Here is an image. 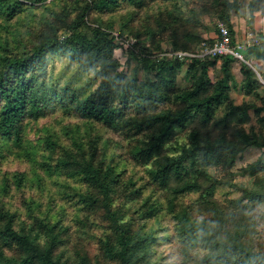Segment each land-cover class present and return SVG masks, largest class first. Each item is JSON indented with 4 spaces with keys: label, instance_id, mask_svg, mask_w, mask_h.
I'll list each match as a JSON object with an SVG mask.
<instances>
[{
    "label": "trees",
    "instance_id": "1",
    "mask_svg": "<svg viewBox=\"0 0 264 264\" xmlns=\"http://www.w3.org/2000/svg\"><path fill=\"white\" fill-rule=\"evenodd\" d=\"M241 7L0 0V264H168L158 246L170 235L197 264H264V213L253 212L264 203V160L244 168L251 186L234 171L242 152L264 147L263 83L242 63L253 98L236 103L234 58L164 54L211 42L218 28L208 15L234 36L231 15ZM248 9L252 24L264 0H249ZM124 39L126 64L115 54ZM56 57L76 65L81 80L55 75ZM218 61L221 75L213 77ZM55 116L60 126L43 127L36 142L25 138L31 123ZM179 129L187 139L171 152L166 144ZM12 158L27 168L3 170ZM51 182L48 206L31 196L23 209L8 199ZM219 186L238 195L220 199Z\"/></svg>",
    "mask_w": 264,
    "mask_h": 264
},
{
    "label": "rangeland",
    "instance_id": "2",
    "mask_svg": "<svg viewBox=\"0 0 264 264\" xmlns=\"http://www.w3.org/2000/svg\"><path fill=\"white\" fill-rule=\"evenodd\" d=\"M188 1H196V2H202V1H208V0H188ZM210 1V0H209ZM248 2L249 0H241V13L244 15H248L249 13V9H248ZM205 18L209 21L210 24H212L213 26L216 25L217 27V23L221 20H219L218 18H216L215 15H208L205 16ZM31 25H33V23H31ZM35 27V26H34ZM33 26L29 27V29H34ZM27 35V34H26ZM30 39V38H29ZM28 43H30V41H27ZM121 42L123 43V46L118 48L115 52L116 56L122 61L123 64L127 63V59L129 58V53L127 51V47L129 45V40H121ZM238 61V60H237ZM54 74L57 76L60 75H64V78H70V77H74L76 76L77 79H79V81L81 80V76L80 75H76L77 73V66L74 64H70L68 62L67 59L65 58H59L56 57L54 60ZM185 69V68H184ZM182 75V73H181ZM179 81L181 83L180 77H179ZM58 116L55 117H48V118H44L41 119L38 122H33L31 123L25 132V138L28 139L30 142H36L37 139L42 135V129L43 127L49 125V124H56L58 126H60V120L58 119ZM68 121L63 122L67 123ZM187 134H188V130L187 129H179L175 132V135L173 137V139L169 142H167L166 146L167 149L169 151H174V148L177 147V145H179L182 142H185L187 139ZM31 144V143H30ZM259 158H262V160H264V148L262 147H250L247 150H245L244 152H242L241 156L238 157L237 159V163L236 166L234 168V171L236 172V180L241 182L242 184L245 185H249L251 186L252 183V176H250L249 174L244 172V168L253 162H256ZM27 163L24 161H21L17 158H12L11 160H9L8 162H6L3 165V170L6 171H23L27 168ZM212 173H219L220 171L213 168ZM220 174V173H219ZM47 189L45 191L40 190V187L38 188H31V187H27L23 190H20L19 192H17L15 195H13L12 197H9V201L14 202L16 205L18 206H22L24 209V202L26 200V198L28 197H34L35 199L38 200H43L45 204H47V206L49 204H53L51 202V199L49 198V195L52 192H56V187L51 183H49V185L46 187ZM195 195H197V193H194ZM57 195V193H56ZM238 193L233 191L231 188L229 187H225V186H219L216 190V196L220 199H223L225 197H230V196H237ZM58 197V195H57ZM122 200H118L117 203L121 202ZM71 211V208H68V212ZM253 212L256 215H259L260 213H264V203H260V204H256L253 207ZM168 224V227H172V223L165 221ZM260 237L261 239H264V219H262V222L260 223ZM169 233H171V231H169ZM71 244L66 243L64 245V248H71ZM91 250V253H95L97 251V246L95 242H91L90 243V249L89 252ZM158 251H159V256L163 259V261L165 263L168 264H197L196 260H194L193 258H185L182 254H180V249H179V245L174 242L172 236L170 235L169 238H167L166 240H163L162 243L158 246ZM204 252L201 251L200 254H203ZM199 255V252L196 253V256Z\"/></svg>",
    "mask_w": 264,
    "mask_h": 264
},
{
    "label": "built area",
    "instance_id": "3",
    "mask_svg": "<svg viewBox=\"0 0 264 264\" xmlns=\"http://www.w3.org/2000/svg\"><path fill=\"white\" fill-rule=\"evenodd\" d=\"M218 35L211 41H202L195 50H173L165 52L168 57L178 59H215L216 57L229 55L235 60L253 67V54H247L249 45H262L264 38L252 32L247 34L245 41L237 40L231 33L227 23L223 20L218 22Z\"/></svg>",
    "mask_w": 264,
    "mask_h": 264
},
{
    "label": "crops",
    "instance_id": "4",
    "mask_svg": "<svg viewBox=\"0 0 264 264\" xmlns=\"http://www.w3.org/2000/svg\"><path fill=\"white\" fill-rule=\"evenodd\" d=\"M233 11L231 15L232 23H233V34L234 37L239 41H245L247 34L249 32L258 35L261 38H264V14L260 11H256L254 13V19L252 24L248 22V15H244L241 12ZM261 32V33H260ZM263 35V37L261 35ZM242 63L240 61L235 60L232 65V80H231V97L234 99L236 103H241L244 100L252 99V93H246L244 89V81L246 75L242 70ZM221 61H218L214 68H211L212 76L216 77V75H221ZM253 66L256 71L257 77L262 81L263 86L258 89L260 93L264 92V61L260 59L253 58ZM264 148V147H263Z\"/></svg>",
    "mask_w": 264,
    "mask_h": 264
},
{
    "label": "water",
    "instance_id": "5",
    "mask_svg": "<svg viewBox=\"0 0 264 264\" xmlns=\"http://www.w3.org/2000/svg\"><path fill=\"white\" fill-rule=\"evenodd\" d=\"M247 54H253L256 59L264 61V41L262 45H249L247 47Z\"/></svg>",
    "mask_w": 264,
    "mask_h": 264
}]
</instances>
